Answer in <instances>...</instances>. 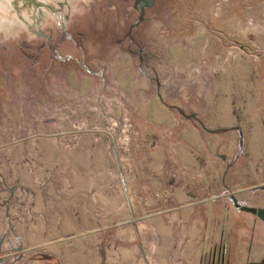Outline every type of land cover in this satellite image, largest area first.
Instances as JSON below:
<instances>
[{"label": "rangeland", "instance_id": "obj_1", "mask_svg": "<svg viewBox=\"0 0 264 264\" xmlns=\"http://www.w3.org/2000/svg\"><path fill=\"white\" fill-rule=\"evenodd\" d=\"M14 1L0 0V264L38 259L36 206L63 196L78 205L87 200L77 196L89 197L90 209L75 212L91 231L68 236L73 251L61 262L148 264V246L161 243L115 242L114 232L104 240L115 211L100 207L106 188L122 182L123 233L130 232L135 159L140 149L164 148L163 131L150 130L156 136L140 144L129 94L109 63L126 52L142 75L157 76L169 42L188 38L195 25H237L244 13L264 25V0H155L144 13L138 0H40V9ZM75 187L88 191L68 195Z\"/></svg>", "mask_w": 264, "mask_h": 264}, {"label": "crops", "instance_id": "obj_2", "mask_svg": "<svg viewBox=\"0 0 264 264\" xmlns=\"http://www.w3.org/2000/svg\"><path fill=\"white\" fill-rule=\"evenodd\" d=\"M248 18L195 25L188 38L168 41L157 76L142 75L126 52L109 63L129 94L140 144L156 136L150 130L163 131L164 148L140 149L135 159L130 232L123 233L122 182L113 192L106 188L100 207L115 211V221L103 225L104 240L114 232L115 242L161 243L148 246V264H264V216L251 211L264 210V25ZM51 199L36 206L33 264H68L60 258L73 251L75 231H91L89 219L82 214L81 225L75 212L90 203Z\"/></svg>", "mask_w": 264, "mask_h": 264}, {"label": "water", "instance_id": "obj_3", "mask_svg": "<svg viewBox=\"0 0 264 264\" xmlns=\"http://www.w3.org/2000/svg\"><path fill=\"white\" fill-rule=\"evenodd\" d=\"M19 1H22L26 5H32L36 9H40L44 4L40 0H15L14 4L17 5ZM155 0H138L137 1V8L141 13H144L146 8L152 7L154 5ZM42 11H39V16H42ZM41 18V17H40ZM253 212H257L259 216H264V210H251Z\"/></svg>", "mask_w": 264, "mask_h": 264}]
</instances>
